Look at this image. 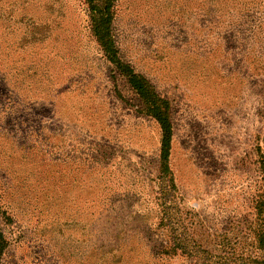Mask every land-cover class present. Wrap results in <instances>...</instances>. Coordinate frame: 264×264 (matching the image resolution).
I'll return each instance as SVG.
<instances>
[{"label": "rangeland", "instance_id": "1", "mask_svg": "<svg viewBox=\"0 0 264 264\" xmlns=\"http://www.w3.org/2000/svg\"><path fill=\"white\" fill-rule=\"evenodd\" d=\"M0 0L1 264H264V0ZM262 54V55H261ZM168 102L163 130L123 72Z\"/></svg>", "mask_w": 264, "mask_h": 264}, {"label": "trees", "instance_id": "2", "mask_svg": "<svg viewBox=\"0 0 264 264\" xmlns=\"http://www.w3.org/2000/svg\"><path fill=\"white\" fill-rule=\"evenodd\" d=\"M113 0H88L92 5L93 13V27L94 34L97 37L98 42L104 47V50L111 58H116L114 55L113 41L110 34L111 25V2ZM258 51L263 52L264 48H258ZM262 55V54H261ZM123 72L128 76L129 81L133 87L139 92V94L146 100L148 105V112L155 117L163 130V160L166 161L168 157L172 126L168 118V102L161 99L146 85L144 78L133 73L132 69H129L126 65H121ZM256 153L258 159L255 161L258 170L261 172L262 180L264 181V150L261 145L256 146ZM254 213L260 223L257 237L260 238L261 243L264 246V193L256 194L254 197L253 205ZM8 241L5 237L4 231L0 227V264L5 250L7 249Z\"/></svg>", "mask_w": 264, "mask_h": 264}]
</instances>
